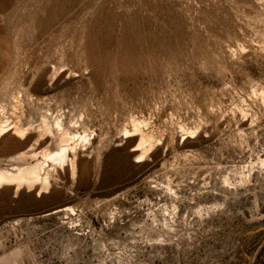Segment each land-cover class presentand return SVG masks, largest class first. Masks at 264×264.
<instances>
[{
    "label": "rangeland",
    "instance_id": "rangeland-1",
    "mask_svg": "<svg viewBox=\"0 0 264 264\" xmlns=\"http://www.w3.org/2000/svg\"><path fill=\"white\" fill-rule=\"evenodd\" d=\"M261 89L264 0H0V117L18 90L93 141L42 197L0 188V264H264ZM131 118L164 133L142 162Z\"/></svg>",
    "mask_w": 264,
    "mask_h": 264
},
{
    "label": "bare ground",
    "instance_id": "bare-ground-1",
    "mask_svg": "<svg viewBox=\"0 0 264 264\" xmlns=\"http://www.w3.org/2000/svg\"><path fill=\"white\" fill-rule=\"evenodd\" d=\"M254 91L256 90L254 89ZM259 95L262 102H264L263 89L260 90ZM9 96L8 104L10 107L8 108L12 110L10 112L11 116L7 115L8 117L6 118L0 117V138H16L20 141V144H23L34 133L35 137L19 155L21 159L29 157L31 161L14 164L10 168H0V188L11 186L15 189V192L17 190L19 192L24 188L28 191L36 190L39 192V196L42 197L43 194L50 192L53 181L57 179L55 176L57 167H60L62 170H65L66 166L69 167L72 177L75 178L78 155L86 151L93 144V141L86 134H81L79 131H69L63 122L62 116H43L36 125H33L32 122L24 121L25 119L23 120L22 116L16 113L21 103V92L15 90ZM3 107H1L2 110L5 109ZM179 125L180 132L182 135H185L186 139L190 134L197 131L185 124L180 123ZM151 126L150 121H146L145 118H131L129 124L123 126L120 134L121 140L130 142L137 138V141L131 147V151L135 152L134 158H138L135 162H142L156 146L163 144V139H165L163 131L157 129L154 132V128ZM45 138L49 139L48 144L39 150L34 149ZM50 139L57 140L56 148L50 146ZM54 140L52 142H55ZM259 161L264 166V157H259ZM166 189L172 190L169 183L166 184ZM72 211H74L72 206L63 205L48 213L67 214Z\"/></svg>",
    "mask_w": 264,
    "mask_h": 264
}]
</instances>
